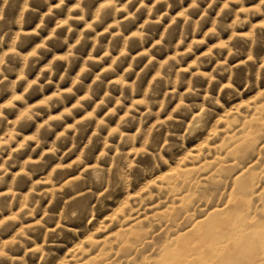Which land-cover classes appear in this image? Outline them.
I'll return each instance as SVG.
<instances>
[{
    "label": "rangeland",
    "instance_id": "rangeland-1",
    "mask_svg": "<svg viewBox=\"0 0 264 264\" xmlns=\"http://www.w3.org/2000/svg\"><path fill=\"white\" fill-rule=\"evenodd\" d=\"M0 264H264V0H0Z\"/></svg>",
    "mask_w": 264,
    "mask_h": 264
},
{
    "label": "bare ground",
    "instance_id": "bare-ground-1",
    "mask_svg": "<svg viewBox=\"0 0 264 264\" xmlns=\"http://www.w3.org/2000/svg\"><path fill=\"white\" fill-rule=\"evenodd\" d=\"M215 214H216V213H215ZM216 215H217V214H216ZM218 215H219V214H218ZM218 215H217V216H218ZM211 216H212V215H211ZM213 217H214V215H213ZM215 219H216V218H215ZM208 220H209V219H208ZM216 221H217V220H215V222H216ZM213 222H214V221H213ZM215 222H214V223H215ZM210 223H211V222H210ZM209 225H210V224H209ZM213 226H214V225H213Z\"/></svg>",
    "mask_w": 264,
    "mask_h": 264
}]
</instances>
